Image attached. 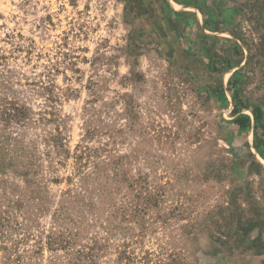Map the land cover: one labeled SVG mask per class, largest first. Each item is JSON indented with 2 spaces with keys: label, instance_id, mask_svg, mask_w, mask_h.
Returning a JSON list of instances; mask_svg holds the SVG:
<instances>
[{
  "label": "rangeland",
  "instance_id": "obj_1",
  "mask_svg": "<svg viewBox=\"0 0 264 264\" xmlns=\"http://www.w3.org/2000/svg\"><path fill=\"white\" fill-rule=\"evenodd\" d=\"M235 92L264 0H0V264H264Z\"/></svg>",
  "mask_w": 264,
  "mask_h": 264
},
{
  "label": "trees",
  "instance_id": "obj_2",
  "mask_svg": "<svg viewBox=\"0 0 264 264\" xmlns=\"http://www.w3.org/2000/svg\"><path fill=\"white\" fill-rule=\"evenodd\" d=\"M220 73V71H217ZM235 106L233 111V117H236L234 124L241 130L251 129L252 119L249 116L241 114L243 110H250L255 123L254 133L258 136L260 132H264V113L260 108H250L244 105L239 99L238 94L234 93ZM263 154V153H262ZM264 156V155H263ZM264 158V157H263Z\"/></svg>",
  "mask_w": 264,
  "mask_h": 264
}]
</instances>
